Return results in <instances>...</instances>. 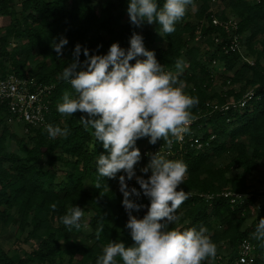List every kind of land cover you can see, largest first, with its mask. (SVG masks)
<instances>
[{"label":"trees","instance_id":"1","mask_svg":"<svg viewBox=\"0 0 264 264\" xmlns=\"http://www.w3.org/2000/svg\"><path fill=\"white\" fill-rule=\"evenodd\" d=\"M127 2L0 0V19L9 20L0 26V78L13 75L51 87L44 124L37 128L10 122L0 107V226L35 245L30 253L11 254L0 245V264H96L109 241L133 243L118 180L96 173L95 160L106 150L92 129L80 123L87 114L77 111L67 117L56 111L63 93L72 91L60 74L73 61L74 46H81L78 60L84 62V48L89 56L106 54L113 42L127 49L133 32L142 36L144 47L165 71L175 72V62L182 61L178 79L199 100L191 109L194 118L183 143L173 139L169 145L159 139L150 144L147 137L135 142L143 167L157 147L163 148L161 154L169 151L166 158L187 165L184 183L178 186L187 199L176 210L179 220L169 228L208 229L216 254L201 264H237L243 241L253 246L249 264H264V240L253 236L264 218V192L252 183L264 170V0H193L192 12L187 9L176 30L162 36L155 22L131 24ZM162 3L157 0L158 6ZM213 20L234 22L235 28L226 32ZM61 37L67 44L57 56L52 45ZM234 37L240 52H226ZM84 66L79 63L78 70ZM49 124L66 126L69 134L51 139L45 127ZM148 175L139 174L145 179ZM125 181L141 193L129 199L145 206L132 212L142 218L149 201L135 180ZM226 192L242 199L231 204L221 196ZM72 204L84 210L79 230L59 221Z\"/></svg>","mask_w":264,"mask_h":264},{"label":"clouds","instance_id":"2","mask_svg":"<svg viewBox=\"0 0 264 264\" xmlns=\"http://www.w3.org/2000/svg\"><path fill=\"white\" fill-rule=\"evenodd\" d=\"M193 0H128L127 15L131 24L139 27L144 23L158 25L159 34H171L176 23L184 16ZM67 39L61 37L53 43V50L59 56ZM124 49L113 42L106 54L89 56L83 49L86 60H78L81 46L73 48V61L63 68L60 78L67 81L72 91H65L56 111L70 117L74 112L81 116L80 123L92 129L95 141L102 144L106 154L95 160L98 178L118 180L122 193V205L128 215L125 227L133 243L129 246L121 241H109L96 259V264H201L206 258L214 257L216 244L201 225L183 231L169 228L179 220L176 210L187 199V193L178 186L184 183L187 165L179 159H168L164 154H153L141 173H149L145 179L135 174L134 165L140 160L135 142L147 137L155 144L162 139L171 145L173 138L181 140L189 131L193 114L191 109L199 103L195 96L185 92V85L179 81L182 61L175 62V72L165 71L147 50L140 34L133 32ZM143 57V59H141ZM134 63L130 64L129 61ZM85 66L78 70V64ZM49 138L67 137L65 126L46 125ZM123 172L117 176V173ZM126 178H135L149 203L142 218L132 215L145 207L129 199L141 193L128 188ZM96 187H99L97 185ZM50 207L55 210L56 205ZM84 210L76 205L67 207L59 221L69 230L82 227ZM101 229H97V237ZM253 236L264 240V218H261Z\"/></svg>","mask_w":264,"mask_h":264},{"label":"built area","instance_id":"3","mask_svg":"<svg viewBox=\"0 0 264 264\" xmlns=\"http://www.w3.org/2000/svg\"><path fill=\"white\" fill-rule=\"evenodd\" d=\"M214 25L222 27L226 32L235 28V23L228 21L226 23H219L213 20ZM225 51H237L240 52V46L237 38H233L230 43L225 47ZM51 87L36 84L33 79H21L13 75H8L4 78H0V107H4L10 118V122L22 123L30 127L37 128L42 126L45 121V116L48 112L47 97L50 95ZM249 94L245 96V99L239 103L240 107H243ZM234 108L235 104H231ZM225 110L227 107L224 108ZM191 125V122L189 126ZM188 126V127H189ZM186 133L183 134L181 140H176L177 143H183ZM174 139V138H173ZM196 149L200 148L201 144L197 141L193 143ZM191 144V145H193ZM162 147H157L153 151H159L162 153ZM168 150H164V154H168ZM126 185L130 186L131 183L125 181ZM264 192V189L261 190ZM222 197L230 199V203L233 204L242 199V196L231 194L230 192L222 193ZM253 251V246L243 241L239 247L237 264H249L250 255Z\"/></svg>","mask_w":264,"mask_h":264},{"label":"rangeland","instance_id":"4","mask_svg":"<svg viewBox=\"0 0 264 264\" xmlns=\"http://www.w3.org/2000/svg\"><path fill=\"white\" fill-rule=\"evenodd\" d=\"M15 1L19 2L20 0H15ZM188 10L189 12H192L191 7H188ZM8 22L9 20L7 18L0 19V26H5L8 24ZM140 155H141V152H140ZM141 160H142V157L137 162V164L134 165L135 174L137 176H139V174L141 173L140 169L143 168ZM133 180H135V178H133ZM252 183H253L254 189H258V190L264 189V170L263 169L260 170L256 174V177L255 179L252 180ZM22 237H20V239H17L16 237H13L11 233L8 232V230L0 226V245L5 251L9 252L10 254L11 252L19 253L20 251H24V253H30L31 250L35 247L34 242L32 241H29V243L27 244L23 243Z\"/></svg>","mask_w":264,"mask_h":264}]
</instances>
